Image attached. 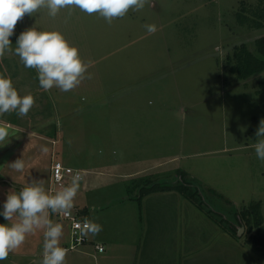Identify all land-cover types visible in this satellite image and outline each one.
<instances>
[{
    "label": "rangeland",
    "instance_id": "1",
    "mask_svg": "<svg viewBox=\"0 0 264 264\" xmlns=\"http://www.w3.org/2000/svg\"><path fill=\"white\" fill-rule=\"evenodd\" d=\"M241 2L149 0L111 24L74 7L70 16L68 8L55 18L44 8L25 14L10 37L11 51L0 57V75L11 79L21 97L32 94L35 103L22 117L0 114V126L8 131L0 142V212L10 191L33 181L43 180L50 195L51 166L59 161L82 175L72 213L81 204L134 200L146 178L147 186L170 184L183 172L208 208L228 220L233 208L255 202L264 220V161L254 147L264 139L255 135L264 119V72L238 80L226 60L242 44L256 53V41L264 37V26L251 24L259 0H245L244 24L238 21ZM145 24L157 31L148 34ZM32 27L61 32L91 62L85 73L91 78L67 92L43 90L37 71L15 54L17 38ZM17 159L24 161L23 172L10 167ZM100 210L91 221L107 218ZM49 218L65 225L59 213L49 212ZM14 222L0 215V223ZM252 234H264V221ZM248 236L243 227L238 239L244 243ZM68 239L63 230L60 242ZM43 243L44 229H36L0 264L41 260ZM247 245L264 257L263 250Z\"/></svg>",
    "mask_w": 264,
    "mask_h": 264
},
{
    "label": "clouds",
    "instance_id": "2",
    "mask_svg": "<svg viewBox=\"0 0 264 264\" xmlns=\"http://www.w3.org/2000/svg\"><path fill=\"white\" fill-rule=\"evenodd\" d=\"M149 0H0V57L11 51L10 37L19 20L25 14L32 15L44 8L48 15L55 18L61 9L78 8L91 15L98 13L108 24L114 18H123L127 12L142 10ZM148 34L157 31L155 24L144 25ZM15 54L27 68L37 71L40 87L48 91L58 87L67 92L77 87L85 78L91 62L85 63L79 55L77 47L70 45L65 36L56 30L40 31L32 27L22 32L17 38ZM35 103L32 94L20 96L13 87L10 78L0 75V114L15 111L18 116H25ZM257 137H264V119L260 120ZM8 136L6 127L0 126V142ZM257 158L264 161V139L254 145ZM10 167L23 172L24 161L17 159ZM82 177L77 173L69 186L53 195H49L43 187V180L33 181L18 193L10 191L3 204L0 215L8 222L0 223V261L6 260L10 252L17 250L25 241L27 234L36 229H44L43 259L34 260L32 264H65L67 248L60 246L63 235L62 225L49 218V212L71 215L74 198L79 189ZM95 209H93L94 211ZM76 228L83 238L96 236L102 226L85 219Z\"/></svg>",
    "mask_w": 264,
    "mask_h": 264
},
{
    "label": "crops",
    "instance_id": "3",
    "mask_svg": "<svg viewBox=\"0 0 264 264\" xmlns=\"http://www.w3.org/2000/svg\"><path fill=\"white\" fill-rule=\"evenodd\" d=\"M132 199L113 198L103 207H74L81 220H90L97 208L104 209L107 218L95 217L93 222L102 231L86 236L87 242L75 249H69L70 224L62 225L69 237V244L60 242L68 249L65 264H264L263 257L223 231L177 191H156L140 201ZM50 219L55 223V218ZM123 219L127 224L118 228L116 223ZM96 245H102L104 251H98Z\"/></svg>",
    "mask_w": 264,
    "mask_h": 264
},
{
    "label": "trees",
    "instance_id": "4",
    "mask_svg": "<svg viewBox=\"0 0 264 264\" xmlns=\"http://www.w3.org/2000/svg\"><path fill=\"white\" fill-rule=\"evenodd\" d=\"M248 10L245 0H242L241 10L238 12V21L241 24L249 22L246 19ZM251 24L258 28L264 26V0H259V4L253 7ZM226 60L231 66L230 70L236 74L238 80H244L264 72V37L256 41V53H253L247 45L242 44L235 47L232 54L226 57ZM262 82L263 84L260 86L261 90L264 91V79ZM184 175L185 174L182 172V174H180L181 179L174 183L168 184L160 182L153 183L152 186H147L150 182L149 179L146 178L145 187H141L136 199L140 201V198L145 194L156 191H177L202 212H205V214L213 219L223 231L230 233L233 237L238 239L239 228L244 227L246 229V234L249 235L245 239L244 244L254 245L264 251V234H252L253 229H259L263 226L264 220L261 212V204L259 202L251 203L241 210L233 208V221H230L217 211L208 208L198 188L193 186L191 179ZM212 192L215 194L214 191Z\"/></svg>",
    "mask_w": 264,
    "mask_h": 264
},
{
    "label": "built area",
    "instance_id": "5",
    "mask_svg": "<svg viewBox=\"0 0 264 264\" xmlns=\"http://www.w3.org/2000/svg\"><path fill=\"white\" fill-rule=\"evenodd\" d=\"M77 173L82 177L79 171L65 167L61 162L55 161L51 166L50 195L58 192L60 188L66 187V185L68 186L72 181L73 176ZM59 216L62 220L68 222L71 227V245L69 249H75L85 244L87 242V238H82L79 235V230L76 228V225L78 223L82 224L84 220H81L75 212H71L70 216H65L62 213H59ZM96 249L100 252L104 251V247L102 245H96Z\"/></svg>",
    "mask_w": 264,
    "mask_h": 264
},
{
    "label": "water",
    "instance_id": "6",
    "mask_svg": "<svg viewBox=\"0 0 264 264\" xmlns=\"http://www.w3.org/2000/svg\"><path fill=\"white\" fill-rule=\"evenodd\" d=\"M242 228H243V227L239 228L238 237H240V236H241V233H242Z\"/></svg>",
    "mask_w": 264,
    "mask_h": 264
}]
</instances>
